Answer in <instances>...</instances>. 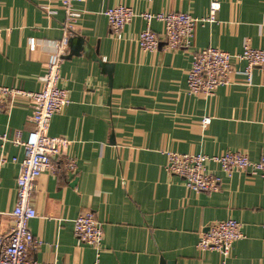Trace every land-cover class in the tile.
I'll use <instances>...</instances> for the list:
<instances>
[{"label": "crops", "instance_id": "1", "mask_svg": "<svg viewBox=\"0 0 264 264\" xmlns=\"http://www.w3.org/2000/svg\"><path fill=\"white\" fill-rule=\"evenodd\" d=\"M214 1L221 5L216 22L197 24L191 49L165 50L163 24L154 21L161 46L141 50L139 35L147 27L142 13L186 12L202 19ZM120 4L137 16L116 35L105 11ZM73 6L81 17L60 81L70 103L53 117L49 134L71 141L68 154L77 168L46 172L37 180L38 217L29 228L44 244L31 257L61 264H264L261 178L242 172L229 177L210 163L208 170L222 178L220 190L196 192L165 168L167 152L241 151L253 161L264 155V70L254 68L249 84L247 63L234 59L232 83L210 97L190 94L187 83L196 49L237 54L249 41L264 50V0H79ZM65 18L61 0H0V85L40 89ZM79 39L84 50L72 55ZM208 117L210 123L203 124ZM32 129L27 100L0 110V133L11 140L18 134L26 140ZM3 153L9 162L1 172L0 234L13 222L25 157L24 147L11 141L0 147ZM87 211L103 225L99 257L74 233L75 219ZM230 218L242 224L245 238L227 256L197 248L208 225Z\"/></svg>", "mask_w": 264, "mask_h": 264}, {"label": "built area", "instance_id": "2", "mask_svg": "<svg viewBox=\"0 0 264 264\" xmlns=\"http://www.w3.org/2000/svg\"><path fill=\"white\" fill-rule=\"evenodd\" d=\"M61 1L66 13L63 38L54 44L53 55L45 65L44 74L39 78L40 89L28 91L0 85V110L8 111L19 101L27 100L33 122V129L26 140L21 139L19 134L11 140L6 133H0L2 149L6 142L11 141L15 145L23 146L25 151L17 177V202L11 213L13 222L7 232L0 234V264H61L56 261L39 262L31 257V252L37 251L44 242L36 238L29 228V221L38 217L33 205L37 180L46 172L56 173L59 169L75 172L77 168L76 159L68 154L71 141L49 134L53 117L70 103L68 90L60 86L61 67L69 54L70 41L81 17L73 6L74 2L79 0ZM220 8L218 1L212 2L209 16L202 19L186 12L142 13L140 16L147 23V27L139 35L141 50L154 52L161 46V38L151 28L154 21L163 24L165 50L191 49L197 24L216 22ZM105 16L111 32L120 35L137 13L132 7L120 4L107 9ZM30 48H36L35 39H31ZM234 59L247 63L244 74L249 84L254 68L264 70V50L252 47L249 41L245 43L242 52L237 54L217 47L196 49L192 52V66L188 72V92L210 97L220 87L230 85L235 73ZM210 121L209 117L205 118L203 124L207 125ZM166 155V171L182 178L186 188L196 192L212 193L220 190L222 178L208 170L210 163L217 164L229 177L236 172H242L264 181V155L258 161H253L247 153L241 151H227L213 156L179 152H167ZM12 161L16 162L17 159ZM8 162V157L3 153L0 156V184L2 169ZM74 233L79 244L94 247L99 257L103 247L104 230L93 211L82 213L75 219ZM244 238L243 226L239 221L232 218L215 221L204 229L197 248L227 256L234 242ZM94 264H99L98 260Z\"/></svg>", "mask_w": 264, "mask_h": 264}, {"label": "water", "instance_id": "3", "mask_svg": "<svg viewBox=\"0 0 264 264\" xmlns=\"http://www.w3.org/2000/svg\"><path fill=\"white\" fill-rule=\"evenodd\" d=\"M71 41H72V39H71ZM84 46H85V41L83 39H79L76 47H74V49H73L72 55H80V53L84 50ZM97 60L100 61V59H97ZM105 67H106V65H105ZM105 69L110 70V68H108V67H106Z\"/></svg>", "mask_w": 264, "mask_h": 264}]
</instances>
